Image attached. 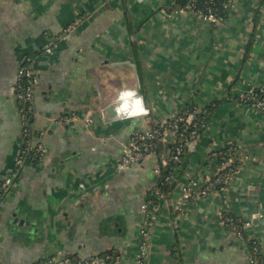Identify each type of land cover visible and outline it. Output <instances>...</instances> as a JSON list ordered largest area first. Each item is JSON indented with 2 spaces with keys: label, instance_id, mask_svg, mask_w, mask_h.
I'll return each instance as SVG.
<instances>
[{
  "label": "crops",
  "instance_id": "0c3cea01",
  "mask_svg": "<svg viewBox=\"0 0 264 264\" xmlns=\"http://www.w3.org/2000/svg\"><path fill=\"white\" fill-rule=\"evenodd\" d=\"M24 65L38 76L31 145L45 151L19 166ZM259 87L264 0H231L216 22L172 0H0L2 264L110 249L119 264H138L142 244L143 264H252L250 242L264 255V112L240 98ZM137 99L154 122L135 113ZM191 105L211 106L208 126L162 197L155 155L129 169L121 157L135 132ZM164 142L169 156L173 135ZM225 148L239 162L225 189L181 204L189 181L205 186L218 175L215 154ZM153 198L160 204L145 239L141 206ZM226 213L244 223L243 239Z\"/></svg>",
  "mask_w": 264,
  "mask_h": 264
},
{
  "label": "built area",
  "instance_id": "2783aa9c",
  "mask_svg": "<svg viewBox=\"0 0 264 264\" xmlns=\"http://www.w3.org/2000/svg\"><path fill=\"white\" fill-rule=\"evenodd\" d=\"M186 10L191 11L199 17L208 21L216 22L219 19L212 9L205 13L201 10L197 11L195 9V6L191 4L187 6ZM68 36L69 35H67V37ZM17 77L18 83L16 88V96L20 109L19 113L21 116V121L23 123L24 136H26L31 133L28 112H32L34 108L35 89L36 85L38 84V76L32 67L24 65L19 68ZM124 93V96H127L130 92L125 91ZM240 99L250 104L255 109L264 112V87L253 89L248 94L242 96ZM137 102L139 103V108H134L135 113L144 115L146 122L148 123L154 122L150 114V109L141 105L139 100ZM22 103H32V105L26 107L22 106ZM198 111L199 109H195L188 115L177 114L161 123V127H167L166 131H168V134L173 135V142H178V140L181 141V143L176 146V151L173 155V159L175 161L180 160V155L185 150L189 153L196 150L200 139V134L198 132L199 125L196 124L194 120L198 118ZM184 121L186 122V125L182 129H180L178 123ZM200 126H204L203 120H201ZM158 130L159 129L154 130L153 128H148L142 131L135 132L134 135L131 136V142L129 145H127L121 157V169H129L132 165L142 162L148 155L154 153V150L157 148L156 140L158 138ZM37 147L43 155L45 151L44 145L42 143H39ZM26 150L28 149H22L21 154L17 160V164L19 166L24 163L23 160H25V158L27 157ZM231 161H234V159H232ZM227 179L228 175H222L218 173V175L215 176L211 180V182H208L205 186H200L199 183L195 180L189 181V183L186 184L184 188L183 200L181 204L187 205L191 201H196L201 197L207 196L211 190L216 189V186H220L218 188L219 190H224L225 182L227 181ZM11 181V178L8 177L2 182L3 191L9 189ZM141 207L146 212V219L141 233L142 236L147 239L150 233V227L155 223V220L157 218L158 206L156 204L146 202ZM226 222L228 223V225H230L231 230L234 231L240 237V239H243V233L238 229V227L235 226L234 219L232 217L227 218ZM146 250L147 249L142 244V249H140V254L138 255V264L144 263ZM254 251L256 254L259 253V249H257L256 247ZM119 255L120 254L116 255L114 261L111 263L109 262V260L112 258L110 255L102 257V255L100 254H94L88 256L85 259L67 257L61 261L56 259H47L35 261L29 264H119ZM0 264H2L1 260ZM252 264H262V262L253 257Z\"/></svg>",
  "mask_w": 264,
  "mask_h": 264
},
{
  "label": "trees",
  "instance_id": "16d2710c",
  "mask_svg": "<svg viewBox=\"0 0 264 264\" xmlns=\"http://www.w3.org/2000/svg\"><path fill=\"white\" fill-rule=\"evenodd\" d=\"M173 1V7H177L180 9H184L186 10L188 5L193 4L195 6V9L198 11H203L205 13H207L210 9H212L218 18H222L227 14V7L228 4L231 2V0H172ZM32 105V103H22V106H29ZM211 106L208 107L207 109H203L200 110L197 107H194L193 105L188 106L185 108L184 111H182L179 114H189L190 112H192L195 109H199L198 111V118L194 120V122L196 124L199 125V129L198 132L200 134V138L203 134V132L205 131V129L208 126V122H209V118L211 115ZM34 114V108L32 110V112H28V116H29V121L32 119ZM201 120H203V124L204 126H200L201 125ZM180 126V129H182L185 125L186 122H179L178 123ZM154 130L155 129H159L158 130V138L156 140L157 142V148L154 150L153 155L156 156L157 160H158V171H159V184H158V189L159 191H157V195L159 196H166L169 195L175 188V184H176V180H178V176L179 173L181 171V166L183 165V162L187 156V154L189 153L188 151H184L181 155H180V160L179 161H175L173 159V155L176 151V146L181 143V141L178 140V142H173L172 144L169 145V149H170V154L169 156H166L164 154L165 151V147H166V143L164 142L165 140V134L166 133V128L167 127H161V123H153L152 127ZM200 140V139H199ZM33 141V135H31V133L29 135L23 136V144H22V149H28L26 150V155L31 157V160L33 161H38L39 159L41 160V158L43 157L42 153L38 150V147L36 145L32 146L31 142ZM216 159L218 161L219 164V174L222 175H228L230 172L234 171L237 169V167L239 166V162L235 161H231L233 159V157L235 156V152L233 150H231V148H225L223 150L218 151L216 154ZM220 186H216L215 188L218 189ZM160 199L159 198H153L151 200H149L148 202L152 203V204H156L157 206L160 204ZM228 217H232L234 219V223L235 226L238 227V229L243 233V236L245 237V229H244V223L241 222L237 217H235L234 215L230 214V213H226L225 215V220ZM227 227H230V225H228V223L226 222ZM243 237V238H244ZM252 244V252H253V257L255 259H258V261L262 262V264H264V255L263 253H261V250L259 248V253L256 254L254 249L257 246V244L252 241L250 242ZM119 252L115 249H110L107 250L103 253H101L100 255H102V257H105L107 255H110L112 258L109 260V262H113L115 259V256L118 255Z\"/></svg>",
  "mask_w": 264,
  "mask_h": 264
},
{
  "label": "rangeland",
  "instance_id": "374dc122",
  "mask_svg": "<svg viewBox=\"0 0 264 264\" xmlns=\"http://www.w3.org/2000/svg\"><path fill=\"white\" fill-rule=\"evenodd\" d=\"M161 123H162V122H161ZM164 134H165V137H167V136L169 135V134H168V131H166V133H164ZM32 146H33V145H32ZM36 146H37V145H36ZM183 188H184V187H183ZM228 218H230V217H228ZM225 223H226V220H225ZM256 248L259 249V246L257 245Z\"/></svg>",
  "mask_w": 264,
  "mask_h": 264
}]
</instances>
